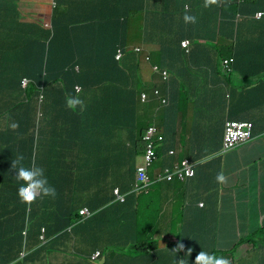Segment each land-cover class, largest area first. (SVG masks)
Here are the masks:
<instances>
[{"label":"trees","instance_id":"obj_1","mask_svg":"<svg viewBox=\"0 0 264 264\" xmlns=\"http://www.w3.org/2000/svg\"><path fill=\"white\" fill-rule=\"evenodd\" d=\"M71 1L73 3L64 10L65 1L55 0L50 29H43L35 22L32 23L31 30L19 31L20 10L15 12L9 9V6H13L12 0H0V36L8 33L18 36L9 48L4 47L3 41L0 40V123L4 124L9 119L17 127L15 133L5 134L8 137L7 143L0 140V161L11 164L18 154L26 157L25 163L33 161L41 142L40 119L37 113L40 90L43 89V107L53 103L56 113L60 116L64 110L77 112L84 117L96 113L98 119L93 134L97 137L101 156L106 157L101 163V168L106 169L112 165V148L115 153L121 152L120 157L115 159L119 161V165L105 172H97L96 167L88 162L82 172H77L74 165L67 169L65 175L60 176L56 166L51 165L46 169V176L49 183L56 188L57 195L54 199L43 197L33 202V205L21 202L11 210L15 219L10 221L6 216L7 220L0 223V264H13L17 260H21L19 264H54L53 258L58 259L63 254L65 260L60 264H175L176 260L181 258H186L189 264H194L200 251L214 254V234L218 223H210L208 230L202 227V221L207 218L206 214L197 216L198 223L188 232L193 236H178L174 241H167L166 248L161 249L159 242H154L149 237V233L154 229H145L149 223L140 222V196L131 194L136 180L137 162L146 148L144 136L148 128L155 123L154 109L159 104L155 97L150 103L143 104L142 93H154L155 88L165 89L166 85L159 75H153L149 80L142 79L144 69L153 72L152 63L147 57L152 56L153 65L158 64L174 73H179L180 57L185 56V60L195 57L194 54L188 55L196 49L195 47L188 53L182 46L184 39L176 43V39L167 33L172 17L176 19L178 15L165 20L167 26L164 32L167 34L156 33L162 34L156 39L162 37L163 45L149 42L145 48L152 53L149 50L138 53L135 48L140 44L133 43L137 37L144 36V30L142 26L140 29L137 22L139 19L143 21L147 12L152 9L149 0H129L125 7L121 6L122 0H97L91 7L99 9H94L99 17L94 16L92 21L76 16V10L81 7H76L74 1ZM228 2L227 5L222 4V8L221 3L205 7V0L201 1L199 5L203 4L202 6L193 7L191 10L192 16L199 19L192 23L191 28L197 34L202 31L213 33L205 40L217 42L214 45L219 56L235 59L230 73L223 71L222 67L218 72L211 73V76L218 79L212 84L225 91V97L231 96V99H226L225 102L230 113L229 118L253 121L261 124V129L264 119L258 112L259 105L264 102L260 92L264 91V68L262 70V64H255L256 59L252 60V57L264 55V17L261 20L256 18L258 12H264V0H244L235 5H231L233 0ZM17 5L19 6V2ZM220 7L222 17L219 14ZM191 11L183 10L188 15ZM184 16L185 14H182L181 24L185 23ZM202 19H205L203 24ZM80 24H84L87 30L95 34L99 33L94 38L97 57L90 61L75 58L77 53L73 49H80L81 46L77 42L68 41L71 47L64 48L69 51L72 59L78 61L77 64L65 72L50 74L45 68V56L50 53L51 45L64 43L66 38L73 40L71 32L76 35ZM2 25L7 29L2 30ZM148 34L149 30H146L145 38L151 41ZM108 41L111 44L107 43ZM223 43H226V46H223ZM120 47L125 48L126 53L124 58L118 61L116 55ZM166 56L169 57L168 60ZM81 63L92 72L87 77H84L86 69H83ZM77 66L80 67L79 71L76 70ZM239 75L243 78L241 83L251 87L249 90L260 89L257 94L247 91L242 103L237 102L238 91L234 88ZM25 79L32 84L27 90L22 88ZM80 85L83 87L82 94L90 95L89 115L86 109L77 107L73 110L66 106L67 95L81 98L82 94L78 95L76 92V87ZM183 85L185 82L179 78L172 80L173 96L177 91L181 92ZM256 115H259V121L255 119ZM45 119L55 123L61 120L49 117ZM213 120L214 117L211 116L210 121ZM165 123L166 120L164 125ZM164 129L162 126L161 130L166 135L167 130ZM30 130L34 132L29 133ZM4 145H7L6 149H3ZM35 164L42 166L38 156ZM113 171V185H108L113 189L106 184H99L98 179H103ZM80 180L85 182L84 189L76 188V182ZM116 180L119 184L123 180L122 194L129 195L126 204L115 203ZM85 207L94 214L92 219L86 221L81 216ZM182 217L186 218V215L182 214ZM27 222L30 225L33 222L34 226L31 228ZM44 229L47 240L41 241ZM24 233H27V236H24ZM205 233L208 236L203 238ZM181 242L185 245L184 250L174 253L176 245ZM25 247L32 250L22 258ZM189 248L192 249L191 256L187 255ZM98 250L102 252V259L94 263L91 258Z\"/></svg>","mask_w":264,"mask_h":264},{"label":"crops","instance_id":"obj_2","mask_svg":"<svg viewBox=\"0 0 264 264\" xmlns=\"http://www.w3.org/2000/svg\"><path fill=\"white\" fill-rule=\"evenodd\" d=\"M53 1L54 0H19L21 5L18 6L14 3V0H12L13 6H9V9L15 12L16 10H20L21 16L26 15V20L28 19L32 22H36L43 29H50L48 25L52 21ZM61 1H65L63 2L64 10L73 3L71 0ZM73 1L76 7L77 5L81 7V9L76 10V16H82V18L89 21H92L94 16L99 17V14L94 10L97 7H91L96 0ZM128 1L129 0H122L121 6L125 7ZM188 1L149 0V5L152 9L147 12L143 21L139 19L137 22L138 26L143 27L144 36L146 30H149V37H155L157 32L165 34L170 33L171 38L176 39V43L181 39H184L183 41L191 40V50L194 47L196 48L193 49V52L188 54L190 56L194 54V59L189 57L185 60V56L179 58V73H174L168 68H163L168 71L170 70L173 80L179 78L185 82V85H183L181 92L175 89L177 94L172 97V104L170 107L162 108L158 104L154 109V114L156 112L155 124L156 121H158L161 125L158 124L160 129L162 126L165 127L167 130V137L164 146L159 150L160 160L153 171L154 176H156L163 172L166 167H173L184 159L190 158L197 163L196 176L189 183H183L179 180L158 183L152 187L150 193L138 195L140 196V222L151 223L153 219L158 218L159 220L156 221V229L159 230L160 235H158L157 238H167L174 241L178 236H193V234L188 232L193 230L198 223L199 219H196L197 216L199 214H206V220H201L202 227H206L208 230L210 223H218V228L215 229L214 239H218L220 246L222 239H236L237 242L238 239L244 238L245 243L239 247L247 248L248 250L246 253H249L250 251H256L255 249L258 250L262 245L258 241L252 239V234L255 229H261L262 225H264V124L261 129H259L261 124L255 123V135L250 142L233 151L223 152L225 124L227 120L230 119L226 114L222 128L217 130L218 125L216 124L214 126V130H217L214 137L209 140H198L195 144L198 138V130L203 126L202 121L205 129H207L210 117H214L219 109L217 103H223V107L228 110L225 102L226 99H231V96L225 97V91L219 90L218 86L212 84L218 81V79L211 76V73L214 74L218 72L222 64V55H218L216 45H214L217 44V42L205 40L206 37L213 35V33L202 31L200 34H197V32H194L191 28L192 23L185 22L181 24L180 22L182 14H186L183 12V10H185V5H187L188 11H191L193 7L196 8L203 5H199L203 0ZM219 3H221V6L224 3L226 5L228 4V2ZM85 4H89L90 6L86 7ZM222 8H224V6H222ZM222 8L219 13L221 17ZM175 14L178 15L176 19L172 17ZM189 15L192 16V11ZM9 16L11 18V12H9ZM169 17H172L171 25L169 31L166 33L164 32V28L167 26L165 20ZM65 20H68V18H65ZM198 20L199 19H196V21ZM204 21L205 19H202L201 23L203 24ZM19 25V31H23L24 29L29 31L32 29V23L26 24V27L21 24ZM67 25L78 24L67 23ZM2 26L4 27L2 30L7 29L5 25ZM78 27V30L75 32L76 35H74V32H71L73 40L66 38L67 41L64 43L58 45L53 43L51 45L50 53L48 56H45V68L50 74H56L61 71L65 72L67 69L77 64L78 61H75L74 58L72 59L69 51L64 48L65 46L71 47L68 41L77 42L78 45L81 46L80 49L79 47L73 49L77 53L75 58L90 61L97 57V47L94 46V38L99 33L95 34L93 31L87 30L84 24H80ZM9 30H11V26ZM192 31L194 33H192ZM17 38L18 36H10V33L0 36V40L3 41L4 47L6 48H9ZM195 39H204L205 41L196 42L194 41ZM107 43H110V41ZM151 43L163 45L164 41L162 37H160L149 44ZM223 46H226V43H223ZM150 53L152 52L150 51ZM166 58L167 60L169 59L168 56H166ZM252 60H255V64H262L263 70L264 55H254ZM151 63L153 65V62ZM81 65L83 69H86L84 77L92 73L83 63H81ZM151 76H153V72L144 69L142 72V79L149 80ZM242 79V75H239L237 79L238 83L234 85V88L238 91L237 102L239 101V103L243 102V96L247 91L255 92L253 94H257L260 91V89L256 91L249 90L251 89L250 86L240 83ZM260 92L263 95L262 100H264V91ZM89 96L88 93L87 95H81V99L84 101L85 105L83 109L87 110L88 115L91 111V105L88 99ZM210 100L212 102H210ZM187 105H189V109ZM193 105H197V107L194 108ZM39 110L40 109H38V111ZM42 111L43 118L40 117L39 120L41 142L33 158L34 162L38 156L42 167L45 169H49L51 165L56 166L59 176L61 174L65 175L67 169L69 167L72 168L74 165L77 172H82L88 162L96 167L97 172L98 170L105 172L119 165V161L115 159L120 157L121 152L115 153L112 148L110 153L113 159L112 165L107 166L106 169L101 168V163L106 157L103 158L101 156L100 150L97 147V137L93 134V128L98 119L96 113L84 117V115H78L77 112L64 110L61 112L60 116L56 113L53 103L45 107L42 106ZM258 114L264 119V102L259 105ZM45 117L61 120L55 123L53 120L45 119ZM255 119L259 121V115H256ZM165 120L166 123L164 125ZM16 130L17 127H13L12 122H4V124L1 122L0 140L2 143L3 141L6 143L8 141V137L5 136L7 132L15 133ZM33 132L34 130L29 131V133ZM6 148L7 145H4L3 149ZM171 151H175V154H171ZM140 163L141 161L137 162V164ZM129 164H131L130 161ZM11 165L12 163L6 164L0 161V184H3L0 185V223L6 221L7 218L10 221L14 220L15 215L13 214L14 212L11 213V210L15 209L16 205L21 203L17 195L19 183L15 180L14 175L16 173ZM113 173L114 171L106 175L103 179H98L99 184L103 183L108 186L112 183L113 185V181L111 180ZM219 173H223L225 177V181L222 183L218 182L216 179ZM122 184L123 180L120 184L116 180L115 188H120ZM76 188L84 189L85 182L83 180L76 182ZM178 203H181L182 206L180 212L177 214L175 205ZM151 204L152 207L150 208ZM159 204H161L162 207L157 208ZM253 206L255 211L253 210ZM166 208H172L175 215L170 216L165 214L164 217L160 215ZM85 209L88 208L85 207L83 210ZM176 214L178 217H176ZM182 214L186 215V218L182 217ZM222 214L226 216L248 215L245 223L254 222L258 225L249 227L248 225L242 226L238 223V231L235 229H223L219 223ZM19 223L21 224L22 222ZM167 224L173 226L169 228ZM1 235L2 231H0V237ZM206 236H208V234L206 235L205 233L203 238ZM159 247L163 249L161 246ZM31 250L32 248H27L26 251L30 252ZM62 256H64V254ZM64 257L63 260H65Z\"/></svg>","mask_w":264,"mask_h":264},{"label":"clouds","instance_id":"obj_3","mask_svg":"<svg viewBox=\"0 0 264 264\" xmlns=\"http://www.w3.org/2000/svg\"><path fill=\"white\" fill-rule=\"evenodd\" d=\"M243 1L244 0H233L231 5L240 4ZM219 2H228V0H220V1L219 0H205V7H208L211 4H217ZM55 5H56V3H55V0H54L53 3H52L53 10L55 8ZM185 10L187 12V5H185ZM259 13H263L264 14V12L260 11L256 15V18L258 20H261L264 17V15H263V17H258ZM52 16H53V13H52ZM239 17H240V15H239ZM184 21L186 23H196V17L188 15V14H185ZM48 26L51 28V23H49ZM186 41H190V46L188 48L183 46V43L186 42ZM191 44H192L191 40H185V41L182 42L183 48L186 49L188 53H190V51H191ZM138 48H140L142 50L141 51H137ZM120 49H122L124 51V54H123V57L121 59H118L117 56H118V52H119ZM135 50L138 53H141L143 51H147L148 52V50H147V48H145V46L144 47H137ZM125 53H126V49L123 48V47H120L118 49V51H117L116 59L118 61H121L124 58ZM148 58H150V60H148ZM147 60L150 63L153 62L152 56L149 55L147 57ZM221 61H222L221 67H222L223 71H225L227 73H230L233 70V65L235 63V59L234 58H223L222 57ZM227 61L229 62L228 64L226 63ZM152 66H153V75H159V76L162 77V75L156 74L154 72V67L155 66H159V67H161V66L158 65V64H155V65H152ZM76 70L79 71L80 67L77 66ZM169 72H170V70H169ZM170 74H171V72H170ZM163 80H164V78H163ZM172 80H173V77H172V74H171V79H170L169 82L164 80V82L166 84L165 85V89L157 87V88L154 89V93L153 92L149 93L148 91H144L142 93V98H141L142 99V103L143 104H148L150 102V100H152V98L155 97L156 100H159V106H161L162 108L170 107L171 104H172V97H173V89L171 87ZM79 88L81 89L80 92H79ZM24 90H27V89H24ZM156 90H160L161 91V96H158L156 94ZM76 92H77L78 95H81L83 93V87L81 85L77 86L76 87ZM144 93L148 94V100L146 102L143 101V94ZM40 94H41V96L39 98V109L40 110L38 111L39 119H40V117L43 118L42 106L44 105V95H45V92H44L43 89L40 90ZM164 97H167L169 99V105L168 106H164L163 103H162V99ZM66 106L71 108V109H73V110H75L77 107L83 109V107L85 105H84V101L81 98H79V96H75L74 97V96H71V95H67L66 96ZM155 115H156V112H155ZM228 121L252 122V121H243V120H234V119H229V120H227V122ZM8 123H10L9 119H8ZM252 123L254 124L252 138L249 139L248 141L240 144L236 148L231 149V150H226L225 149V134H226V124H225L224 137H223V149H222L223 152L233 151L235 149H238L242 145L250 142L254 138L255 129H256L255 123L254 122H252ZM153 126H157L158 127V125H156L155 123H154ZM13 127H16V126L13 125ZM150 127H152V126H150ZM150 127L148 128V130L150 129ZM148 130L146 131V134H147ZM159 131H160V135L164 136V140L163 141L156 140V148H157V153H158V160L155 162L154 166L148 171V174L150 176L152 184L145 191L140 192V190L138 189V186L140 185L139 169L141 167H144V165H145V153H146V149H147V143L144 141L145 144H146V148L144 150L143 156L139 160V162L141 161V163L138 164V166H137L136 180H135V183L133 185V191L131 192V194H134V195L148 194V193H150L152 187L157 185L158 183H162V182H165V181L173 182L175 180H180V179L176 178V179H174L172 181H169L165 177L168 175V169L171 170L172 173H175L176 170L178 169V167H182L183 162L186 161V160H189L190 163L194 166V169H195V175L193 177H191L188 180V182H190L196 176L197 163L192 161L190 158L184 159L183 161H181L180 163L176 164L173 167H166L163 170V172H161V173L157 174L156 176H154L153 171H154L156 165L158 164V162L160 160L159 150H160V148H162L164 146V143L166 141V135L163 133V131L160 128H159ZM171 154H175V151H171ZM25 161H26V157L23 154H18V155H16L15 159L12 161V165H11L12 169L15 170V173H16L14 175L15 180L19 183L17 195H18V198L20 199V201L22 203H24V204H27V205H33V202H35L36 200H40V199H42L43 197H46V196L47 197H52L54 199L56 197V195H57V190H56V188L53 185H51L49 183L48 177L46 176V169L44 167H42V166L36 165L34 161H32L30 163H25ZM216 179H217L218 182H221V183L225 181V177H224L223 173L217 174ZM128 197H129V195L122 194V188L121 187L115 189V191H114L115 203L126 204V202L128 200ZM86 211H88L89 215L88 214L83 215V212H86ZM81 216L83 217L84 221H86V220L92 219L94 217V214L89 209H85V210L81 211ZM44 230L42 231L41 241H43L42 237L44 235ZM23 235L27 236V233H24ZM45 238H46V233H45ZM243 243H245V239L244 238H242L240 241H237L235 245H237L239 247ZM184 248H185V245L182 242L178 243L176 245V249H175L174 253L177 252V251H182V250H184ZM214 248H215L214 254H210V253H208V252H206L204 250L200 251L195 257L194 264H231V261L228 258L222 257V256L218 257L216 255L217 252L222 251L220 249V245L218 243V239H216V244H214ZM26 250H27V248L25 247L23 249V251H22V258H24L27 254H29V252L26 251ZM98 253H100L99 257L94 258ZM191 253H192V249L189 248L187 250V255L191 256ZM55 259L56 258L54 257L53 258V262H54ZM101 259H102V252L100 250H98L96 253H94L92 255V258H91L92 262H94V263L100 261ZM20 262H21V260H17L13 264H19ZM175 264H189V261L186 258H181L178 261L176 260Z\"/></svg>","mask_w":264,"mask_h":264},{"label":"rangeland","instance_id":"obj_4","mask_svg":"<svg viewBox=\"0 0 264 264\" xmlns=\"http://www.w3.org/2000/svg\"><path fill=\"white\" fill-rule=\"evenodd\" d=\"M188 1V0H187ZM19 0H14V3L18 4ZM188 2H192V1H188ZM19 5H21V2H19ZM30 23H35L34 21L32 22L31 20H26V15L21 16V20H20V24L22 26L26 27V24H30ZM141 29V26H140ZM141 35V34H140ZM10 36H12L10 34ZM157 34L155 37H150L151 41L146 40L147 38H145V36H139L136 38L135 42L133 44H140L138 47H144L146 46L149 42H152L153 40H155L157 38ZM15 37V36H12ZM136 49V48H135ZM241 83V81H240ZM219 109L218 111L215 113L214 115V120L213 121H208V127L207 129H205L204 127V123L202 121V128H200L198 130V138L195 141V144L197 143L198 140H209L210 138L214 137L216 135V131L222 128L223 125V120L225 118V115H229V111L226 110L223 106V103H217ZM193 107H197V105H193ZM187 108L189 109V105H187ZM154 123V122H153ZM156 124L158 125L159 122L156 121ZM218 125V129L214 130V126ZM154 124H152L151 126H153ZM240 148V147H239ZM3 185V184H0ZM112 183H110V187H111ZM181 203H178L175 205V210L177 212V214L180 212L181 209ZM162 207L161 204H159V206L157 208ZM253 210L255 211V208L253 206ZM175 215V213L173 212L172 208H166L163 212L160 213V215H162L164 217V215ZM176 214V217H178ZM248 215H239V216H230V215H221V219H220V226L223 229H235L238 231V227L239 224L243 225H248L249 227H255L258 224L251 222V223H245L247 221ZM159 220L157 219H153V221L151 223H149L148 225L145 226V229H154L153 232L149 233V237L154 241H158L159 242V246H161L162 248H166L167 245V241H169V239H159L157 238L158 235H160L159 230H157V224L156 221ZM239 223V224H238ZM28 225L29 222H27ZM34 226V223L31 222L30 227L32 228ZM173 225L167 224V227H172ZM30 228V229H31ZM32 231V229H31ZM252 239L254 241H258L259 243H261L262 245L259 247V249H255L256 251H250L249 253H246V251L248 250L247 248H243V247H238L236 244V239H220L221 240V246L220 249L222 251H219L216 253V255L222 256V257H226L231 261V264H264V225H262L261 229H255L254 233L252 234ZM240 239H238V241H240ZM172 241V240H170ZM157 242V243H158ZM246 247V246H245ZM63 261V257L60 256L58 259L54 260V264H60Z\"/></svg>","mask_w":264,"mask_h":264},{"label":"built area","instance_id":"obj_5","mask_svg":"<svg viewBox=\"0 0 264 264\" xmlns=\"http://www.w3.org/2000/svg\"><path fill=\"white\" fill-rule=\"evenodd\" d=\"M220 1V0H219ZM263 13H259L258 17H263ZM183 46L188 48L190 46V41H186L183 43ZM142 49L138 48L137 51H141ZM124 51L122 49L118 52V59L123 57ZM150 60V58H148ZM229 63L228 61L226 62ZM154 72L156 74L162 75L165 81H170L171 74L168 70L162 69L159 66L154 67ZM31 87V83L27 80L22 82L23 89H29ZM81 89L79 88V92ZM156 94L161 96V91L156 90ZM148 100V94H143V101L146 102ZM162 103L164 106L169 105V99L164 97L162 99ZM253 129L254 124L252 122H239V121H228L226 123V134H225V149L231 150L239 146L240 144L248 141L253 136ZM156 140L163 141L164 136L160 135L159 128L157 126H152L148 130L147 134L144 137V141L147 143V149L145 153V165L139 169V181L140 185L138 189L140 192L147 190L152 182L148 171L154 166L155 162L158 160V153L156 148ZM195 175L194 166L190 163L189 160L183 162L182 167H178L175 173H172L171 170L168 169V175L165 177L169 181H172L176 178L180 179L181 181H188L191 177ZM88 214V211L83 212V215ZM45 233L42 237V240L45 241ZM100 253H98L94 258L99 257Z\"/></svg>","mask_w":264,"mask_h":264}]
</instances>
